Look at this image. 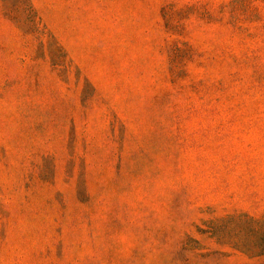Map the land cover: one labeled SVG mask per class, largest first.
Instances as JSON below:
<instances>
[{
	"label": "rangeland",
	"instance_id": "rangeland-1",
	"mask_svg": "<svg viewBox=\"0 0 264 264\" xmlns=\"http://www.w3.org/2000/svg\"><path fill=\"white\" fill-rule=\"evenodd\" d=\"M0 264H264V0H0Z\"/></svg>",
	"mask_w": 264,
	"mask_h": 264
}]
</instances>
